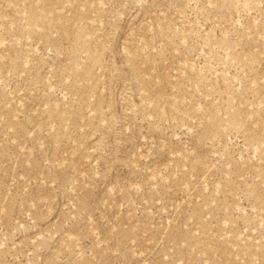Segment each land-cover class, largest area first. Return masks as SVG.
<instances>
[{
    "label": "rangeland",
    "instance_id": "1",
    "mask_svg": "<svg viewBox=\"0 0 264 264\" xmlns=\"http://www.w3.org/2000/svg\"><path fill=\"white\" fill-rule=\"evenodd\" d=\"M0 264H264V0H0Z\"/></svg>",
    "mask_w": 264,
    "mask_h": 264
}]
</instances>
